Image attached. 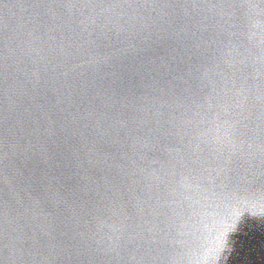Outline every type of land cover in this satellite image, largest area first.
<instances>
[{
	"label": "water",
	"instance_id": "obj_1",
	"mask_svg": "<svg viewBox=\"0 0 264 264\" xmlns=\"http://www.w3.org/2000/svg\"><path fill=\"white\" fill-rule=\"evenodd\" d=\"M0 264H264V0H0Z\"/></svg>",
	"mask_w": 264,
	"mask_h": 264
}]
</instances>
